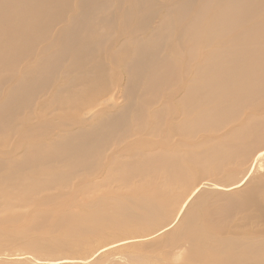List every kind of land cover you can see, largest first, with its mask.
<instances>
[{
    "label": "bare ground",
    "instance_id": "6f19581e",
    "mask_svg": "<svg viewBox=\"0 0 264 264\" xmlns=\"http://www.w3.org/2000/svg\"><path fill=\"white\" fill-rule=\"evenodd\" d=\"M0 144V264H264V0H0Z\"/></svg>",
    "mask_w": 264,
    "mask_h": 264
},
{
    "label": "rangeland",
    "instance_id": "374dc122",
    "mask_svg": "<svg viewBox=\"0 0 264 264\" xmlns=\"http://www.w3.org/2000/svg\"><path fill=\"white\" fill-rule=\"evenodd\" d=\"M115 76V74H114ZM116 77V76H115ZM122 104L123 103V100L120 101ZM58 124V127L62 126L61 122L60 121H57L56 122ZM5 147H7L6 144H0V151L1 152H4L5 151ZM141 148H143V146H140ZM228 167V166H227ZM232 168H235V166H230ZM259 173H264V167L261 168V169H257L256 168V171L253 173L255 176V174L259 175ZM247 177L246 179V183H249L250 182V179H253L252 177ZM139 185L142 187V188H147V187H160V188H163L161 185H159V180L158 179H153V178H147V179H144L142 180ZM245 185V184H244ZM246 186V185H245ZM124 188V191L125 192H130V188H127L126 187H123ZM110 191V188L108 185H104L103 187H101L99 190H96V191H93L91 192L90 194H87L86 196H83V201L84 198L86 199V201H89L93 198H97V197H103L104 195H106L108 192ZM88 198V200H87ZM219 204H223L225 205V202H218ZM208 205V204H207ZM216 209H218V207L216 205H213V204H210L208 205L207 207L205 208H199L198 211H197V215H198V219L200 222L202 223H205L207 225H209L210 227H214L215 225H219V226H223V228L226 229H230V228H234V227H237V223L239 224V227L241 226H244L242 225V222H238L236 220L238 219H241L243 215H240L238 213H220L218 212ZM175 242H170V241H166L164 244H157L155 245L154 248H148L147 251H154V252H157L158 254H163L164 257H165V260L159 262V264H184L185 260L187 259V257H169V256H166V253L169 252L170 248H169V245H173ZM5 249H3L4 251ZM2 252V250H0V253ZM3 253V252H2ZM153 264H156V263H153Z\"/></svg>",
    "mask_w": 264,
    "mask_h": 264
}]
</instances>
